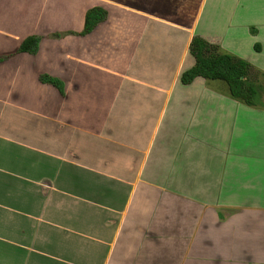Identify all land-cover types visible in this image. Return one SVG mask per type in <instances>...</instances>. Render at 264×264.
Here are the masks:
<instances>
[{
  "label": "crops",
  "instance_id": "crops-1",
  "mask_svg": "<svg viewBox=\"0 0 264 264\" xmlns=\"http://www.w3.org/2000/svg\"><path fill=\"white\" fill-rule=\"evenodd\" d=\"M195 36L256 105L181 82ZM0 58V264H264V0H0Z\"/></svg>",
  "mask_w": 264,
  "mask_h": 264
},
{
  "label": "trees",
  "instance_id": "trees-1",
  "mask_svg": "<svg viewBox=\"0 0 264 264\" xmlns=\"http://www.w3.org/2000/svg\"><path fill=\"white\" fill-rule=\"evenodd\" d=\"M108 11L102 6L89 9L85 16V25L81 35L91 33L100 23L107 20ZM57 37L61 34H56ZM41 37H27L19 51L36 54L39 51ZM190 52L195 57V64L181 75L183 84H190L197 77L225 81L232 97L248 105H256V98L261 85L252 79L253 66L246 60L228 53L220 52L219 46L195 36L190 45ZM5 58H0V62ZM41 81L56 87L65 95V84L62 80L49 75H41Z\"/></svg>",
  "mask_w": 264,
  "mask_h": 264
}]
</instances>
